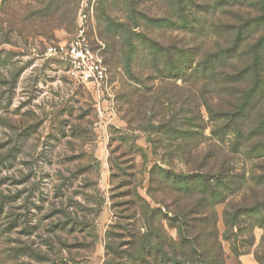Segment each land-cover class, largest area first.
I'll list each match as a JSON object with an SVG mask.
<instances>
[{
	"label": "rangeland",
	"instance_id": "obj_1",
	"mask_svg": "<svg viewBox=\"0 0 264 264\" xmlns=\"http://www.w3.org/2000/svg\"><path fill=\"white\" fill-rule=\"evenodd\" d=\"M80 10L88 15L89 36L103 46L108 74L97 94L76 82L63 63L45 56L47 46L65 42L75 34ZM104 11L111 22L109 32L99 19ZM167 12L163 0H0V199L7 203V213L22 214L24 219L22 226L2 238L8 239L10 249L20 245L27 249L13 261H4L0 255V264H103L105 232L120 218L115 213L121 212V208L115 213L111 210V197L128 190L126 184L112 190L110 166L121 174L131 165L128 171L134 172L133 192L152 208L161 209L165 233L173 242L178 241L177 230L167 223L176 210L172 203L175 195L156 193L159 185L150 184V171L158 166L176 174L189 173L206 144L215 139L209 124L198 135L199 145L185 163L177 155L166 156L173 148L169 149L163 134L147 127L155 126L158 118L145 119L138 112L145 96L166 92L169 87L150 62L144 39L166 44L171 38H182L165 25H152V20L165 18ZM219 17L216 13L209 22ZM129 33L135 48L131 75L126 72L121 51L113 57L110 50L113 41L119 49L131 37ZM215 39L210 35L203 43L210 47ZM176 85L188 88L181 80ZM222 148L226 150V145ZM241 151L237 168L248 175L254 160ZM120 182L117 180L116 185ZM151 195L159 202L154 203ZM122 197L114 202L125 201ZM66 206L92 216L90 236L95 240L90 254L82 252L85 257L61 262L41 242L48 240L46 227L62 218L53 212H67ZM223 208L216 207L223 263L258 264L254 255H264V227L246 226L240 232L234 229V235L225 239ZM134 219L140 227L139 214ZM9 222L12 224V218ZM3 248L7 247L0 241V252ZM32 253L35 257L25 255Z\"/></svg>",
	"mask_w": 264,
	"mask_h": 264
},
{
	"label": "trees",
	"instance_id": "obj_2",
	"mask_svg": "<svg viewBox=\"0 0 264 264\" xmlns=\"http://www.w3.org/2000/svg\"><path fill=\"white\" fill-rule=\"evenodd\" d=\"M163 1L168 12L165 18L152 20V25H165L182 38H171L166 44L144 38L150 62L169 87L166 92L154 91L145 96L138 112L145 119L158 118L155 126L147 127L164 135L169 149L173 148L166 154L168 157L174 154L189 162L193 148L199 145L198 135L209 124L215 140L206 144L205 152L197 157L189 173L176 174L158 166L150 171V184L159 185L154 189L156 193L175 195L172 203L176 210L167 223L177 230V242L164 231L161 209L152 208L133 192L134 172L128 171L131 165H126L121 174L110 166L112 190L125 184L128 190L111 197V210L115 213L121 208V212L115 213L120 218L105 232L103 264H224L217 206L224 205L225 239L234 235V229L240 232L246 226L264 227V0ZM216 13L221 17L209 22ZM99 16L106 31H111L105 11ZM210 35L216 39L206 47L203 40ZM129 36L119 49L113 41L110 50L113 57L121 51L126 72L131 75V53L135 48L132 34ZM178 80L188 88L180 89ZM241 150L254 160L248 175L243 168H237ZM88 167L91 169V164ZM122 176L127 178L122 180ZM117 180L121 181L118 185ZM117 195L126 200L114 202L119 199ZM151 199L159 202L152 195ZM7 207L0 199V241L7 247L0 255L4 261H13L27 249L23 245L10 249L8 239L2 237L22 226L24 219L22 214L7 213ZM65 210L53 212L62 218L46 227L48 240L41 242L61 262L85 257L82 252L90 254L95 240L90 236L92 216L76 208L69 210V206ZM137 214L140 227L134 221ZM131 218L133 221L127 222ZM140 228H144L143 233ZM25 255L35 257L33 253ZM254 258L264 264V255L255 253Z\"/></svg>",
	"mask_w": 264,
	"mask_h": 264
},
{
	"label": "built area",
	"instance_id": "obj_3",
	"mask_svg": "<svg viewBox=\"0 0 264 264\" xmlns=\"http://www.w3.org/2000/svg\"><path fill=\"white\" fill-rule=\"evenodd\" d=\"M103 46L89 36L88 15L80 10L75 34L65 42L47 46L45 56L63 63L73 79L96 94L107 81Z\"/></svg>",
	"mask_w": 264,
	"mask_h": 264
},
{
	"label": "crops",
	"instance_id": "obj_4",
	"mask_svg": "<svg viewBox=\"0 0 264 264\" xmlns=\"http://www.w3.org/2000/svg\"><path fill=\"white\" fill-rule=\"evenodd\" d=\"M111 224V223H110Z\"/></svg>",
	"mask_w": 264,
	"mask_h": 264
}]
</instances>
